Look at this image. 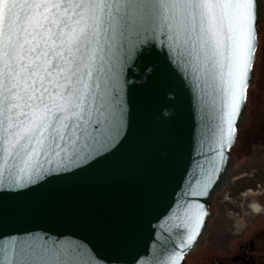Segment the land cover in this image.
<instances>
[{
    "label": "snow or ice",
    "instance_id": "1",
    "mask_svg": "<svg viewBox=\"0 0 264 264\" xmlns=\"http://www.w3.org/2000/svg\"><path fill=\"white\" fill-rule=\"evenodd\" d=\"M262 9L264 0H0V190L110 154L126 127L125 71L145 46H160L194 86L203 141L217 145L195 163L175 239L163 237L152 260L177 264L208 215L188 198L207 194L235 138ZM0 264L96 262L82 245L37 235L0 243Z\"/></svg>",
    "mask_w": 264,
    "mask_h": 264
},
{
    "label": "water",
    "instance_id": "2",
    "mask_svg": "<svg viewBox=\"0 0 264 264\" xmlns=\"http://www.w3.org/2000/svg\"><path fill=\"white\" fill-rule=\"evenodd\" d=\"M263 16L264 9L257 20V47ZM254 74L252 68L248 87ZM124 90L126 127L110 154L90 167L54 174L27 189L0 190V243L44 235L82 245L96 264H152L160 240L175 239L176 202L185 198L189 179H195V163L214 156L206 149L217 145L203 141L207 130L194 86L162 47L141 50L125 71ZM245 109L246 101L235 119L232 146ZM232 146H225L224 163L207 194L188 198L199 200L208 215L177 264H184L207 236L211 203L233 169Z\"/></svg>",
    "mask_w": 264,
    "mask_h": 264
},
{
    "label": "flooded vegetation",
    "instance_id": "3",
    "mask_svg": "<svg viewBox=\"0 0 264 264\" xmlns=\"http://www.w3.org/2000/svg\"><path fill=\"white\" fill-rule=\"evenodd\" d=\"M247 93L245 121L237 128L233 169L215 193L205 241L184 264H264L263 82ZM262 110V109H261Z\"/></svg>",
    "mask_w": 264,
    "mask_h": 264
},
{
    "label": "rangeland",
    "instance_id": "4",
    "mask_svg": "<svg viewBox=\"0 0 264 264\" xmlns=\"http://www.w3.org/2000/svg\"><path fill=\"white\" fill-rule=\"evenodd\" d=\"M258 38H259V44L257 47V57H256V60H255L254 66H253V68H254L253 70H254L255 74H254L252 82L249 86V90H252L253 87H254V89H256L257 87H259V85L257 86V84H260L261 82H263V85H262L261 90H260L261 91L260 97H264V71L262 70V69H264V16L260 20ZM256 108L258 110L260 109L261 113L264 110V108H263V106H261V104L259 106L257 105Z\"/></svg>",
    "mask_w": 264,
    "mask_h": 264
},
{
    "label": "trees",
    "instance_id": "5",
    "mask_svg": "<svg viewBox=\"0 0 264 264\" xmlns=\"http://www.w3.org/2000/svg\"><path fill=\"white\" fill-rule=\"evenodd\" d=\"M253 69H254V68H253ZM262 70L264 71V69H262ZM249 86H250V85H249ZM257 86H258V84H257ZM257 86H256V87H257ZM253 88H254V87H253ZM250 91H251V90H249V87H248V89H247V93L250 92ZM258 96L260 97V95H258Z\"/></svg>",
    "mask_w": 264,
    "mask_h": 264
}]
</instances>
